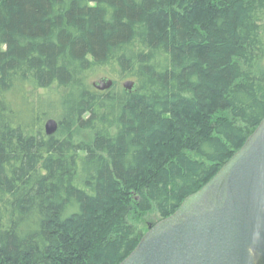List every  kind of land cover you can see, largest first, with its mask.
<instances>
[{
  "label": "trees",
  "instance_id": "1",
  "mask_svg": "<svg viewBox=\"0 0 264 264\" xmlns=\"http://www.w3.org/2000/svg\"><path fill=\"white\" fill-rule=\"evenodd\" d=\"M263 118L264 0H0V264H119Z\"/></svg>",
  "mask_w": 264,
  "mask_h": 264
},
{
  "label": "water",
  "instance_id": "2",
  "mask_svg": "<svg viewBox=\"0 0 264 264\" xmlns=\"http://www.w3.org/2000/svg\"><path fill=\"white\" fill-rule=\"evenodd\" d=\"M113 84L105 76L93 82L98 90ZM123 86L137 88L133 80ZM58 128L54 118L45 123L47 135ZM119 264H264V118L214 177L149 224Z\"/></svg>",
  "mask_w": 264,
  "mask_h": 264
},
{
  "label": "rangeland",
  "instance_id": "3",
  "mask_svg": "<svg viewBox=\"0 0 264 264\" xmlns=\"http://www.w3.org/2000/svg\"><path fill=\"white\" fill-rule=\"evenodd\" d=\"M104 77L103 75H95L91 78V81L94 82L95 80ZM123 85V82H121ZM59 123V122H58ZM60 127V123H59ZM59 129V128H58ZM80 132V131H79ZM81 137H86L88 140L90 139V134L85 132H80ZM170 149L167 151V153H170ZM107 216V213L105 214V218ZM130 220L136 224L140 229L143 230V232H147L149 228V224H154L158 221H160V217L158 213L153 210L151 212L145 213V214H139L138 212H130Z\"/></svg>",
  "mask_w": 264,
  "mask_h": 264
}]
</instances>
